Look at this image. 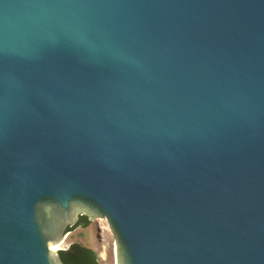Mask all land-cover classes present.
<instances>
[{
  "label": "water",
  "instance_id": "1",
  "mask_svg": "<svg viewBox=\"0 0 264 264\" xmlns=\"http://www.w3.org/2000/svg\"><path fill=\"white\" fill-rule=\"evenodd\" d=\"M79 216L117 264H264V0H0V264Z\"/></svg>",
  "mask_w": 264,
  "mask_h": 264
},
{
  "label": "rangeland",
  "instance_id": "2",
  "mask_svg": "<svg viewBox=\"0 0 264 264\" xmlns=\"http://www.w3.org/2000/svg\"><path fill=\"white\" fill-rule=\"evenodd\" d=\"M73 243H77L93 250L99 264H117L114 237L110 232L105 219L88 218L87 227L83 228L79 226L67 233L65 241L59 249L66 250ZM101 252L104 253V258H101Z\"/></svg>",
  "mask_w": 264,
  "mask_h": 264
},
{
  "label": "trees",
  "instance_id": "3",
  "mask_svg": "<svg viewBox=\"0 0 264 264\" xmlns=\"http://www.w3.org/2000/svg\"><path fill=\"white\" fill-rule=\"evenodd\" d=\"M87 225L88 218L79 216L75 224L67 228V231L70 232L79 226L85 228ZM59 257L63 264H99L93 250L77 243L71 244L66 250L59 251Z\"/></svg>",
  "mask_w": 264,
  "mask_h": 264
},
{
  "label": "bare ground",
  "instance_id": "4",
  "mask_svg": "<svg viewBox=\"0 0 264 264\" xmlns=\"http://www.w3.org/2000/svg\"><path fill=\"white\" fill-rule=\"evenodd\" d=\"M64 241H65V240H64ZM64 241H63V242H64ZM62 244H63V243H62ZM62 244H61V245H62ZM64 244H65V243H64ZM61 245H60V246H61ZM54 249H56V248H54ZM100 256H101V258H104V253L101 252V253H100Z\"/></svg>",
  "mask_w": 264,
  "mask_h": 264
}]
</instances>
